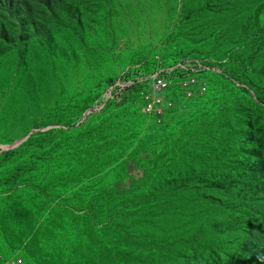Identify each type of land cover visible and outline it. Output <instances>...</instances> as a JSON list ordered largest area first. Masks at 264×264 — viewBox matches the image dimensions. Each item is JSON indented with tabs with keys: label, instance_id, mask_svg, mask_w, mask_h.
Instances as JSON below:
<instances>
[{
	"label": "rangeland",
	"instance_id": "374dc122",
	"mask_svg": "<svg viewBox=\"0 0 264 264\" xmlns=\"http://www.w3.org/2000/svg\"><path fill=\"white\" fill-rule=\"evenodd\" d=\"M184 1L0 0V165L13 162L10 154L29 140L57 131L85 133L88 145L82 150L99 164L110 154L124 155L118 163L126 162L118 174L114 166L100 167L86 190L89 166L76 165L70 188L53 193L49 202L31 203L28 197L45 178L55 180L47 167L60 164L58 149L46 163L28 164L8 184L2 180L12 171H0V206H14L0 214V264H91L80 253L88 242L98 244L90 236L103 227L102 213L116 203L128 211V231L144 238L143 247L123 239V248L133 251L123 264H172L179 256L186 258L180 238L207 234L212 210L182 203L172 216L182 232L174 235L172 217L168 224L162 221L166 206L159 204L165 194L160 177L157 183L154 178L141 182L138 196L103 198L106 188L134 187L132 179L143 173L140 156L159 159L151 165L158 171L154 177L198 170L220 174L226 184L236 176L232 186L249 196L264 191L263 137L254 147H244L251 139V113L264 129V92L225 56L226 47L215 43L220 31L224 37L240 23H230L224 12L182 25V34L190 30L194 37L178 36ZM260 7L263 20L264 0ZM162 76L167 88L154 85ZM133 149L137 152L129 155ZM245 154H252L248 163ZM25 198L29 205L44 206L41 222L60 207L33 244L23 212L16 208ZM110 227L98 231L100 238L119 246L116 224ZM252 232V257L264 262V222ZM226 233L211 237L214 255L202 256L199 264H224ZM52 251L61 257L48 262L46 254Z\"/></svg>",
	"mask_w": 264,
	"mask_h": 264
},
{
	"label": "trees",
	"instance_id": "16d2710c",
	"mask_svg": "<svg viewBox=\"0 0 264 264\" xmlns=\"http://www.w3.org/2000/svg\"><path fill=\"white\" fill-rule=\"evenodd\" d=\"M262 0H199L197 6L195 2L185 0L183 3L180 20L176 27V34L181 37L191 38L195 36L193 31L187 30L182 34V25L186 23H194L200 18L205 19L210 15L221 14L227 12L230 14V23H240L234 29L228 31L224 37H221L222 31H220L215 38V43L218 46H225V56L232 59L238 64L240 69L247 72L250 81L254 87L264 92V19H260ZM192 4V7H191ZM193 21V22H192ZM207 22V21H205ZM204 22V23H205ZM219 36V37H218ZM224 38L225 43H219V40ZM123 112V111H122ZM119 112V113H122ZM250 135L251 139H248L246 146L254 147L256 140L259 136L263 137L264 150V129H261V122H254L253 113L250 114ZM79 135V136H78ZM85 133L72 134L68 131H57L54 134L49 133L41 137L33 138L26 142L23 148L14 151L10 154L13 156V162L9 161L0 165V171L6 172L7 169L12 171V177H8L2 180V184H8L9 181L15 180L22 170L26 168L28 164L36 165L35 161L40 160L44 163L49 161L52 157L54 148L58 149L56 159L60 162L59 165L48 166L49 173L56 176L54 181H48L44 179L46 183H39L41 187L36 189V193L28 200L32 203L34 200L49 202L53 196V193L61 194L66 188L69 187V183L72 181L71 175L76 170V165H88L89 177H87V183L82 188L86 190L98 174L100 167L113 168V173L118 174L121 170H124L125 163H118L124 155L115 156V154L106 155L101 159V164L97 162V157L94 155L88 156L84 154L86 151L82 150L83 145H88L83 142ZM141 142V140H140ZM245 142V141H244ZM108 145L107 143L104 144ZM238 144L237 147H239ZM137 149H133L129 154H135ZM105 155V154H104ZM245 163L252 158V154H245ZM8 155H2V158H6ZM87 156V157H84ZM237 156L241 159L243 156L242 149L238 150ZM28 157L29 161L21 162V158ZM140 167L143 168L142 176L138 179H132L133 188L130 190L118 191L111 188H106L103 191L104 199L106 195L109 198L116 200L119 196L123 195L128 197L129 195L138 196L139 186L141 182H145L151 178L157 183V179H162L160 187L165 189V194L159 199V204L166 206L164 219L162 213V221L169 223V218L175 215L177 216L176 209L181 206L182 203L187 207L194 209L212 210L210 215L209 225L211 230L203 236H182L180 239L184 242V251L182 254H186V258L180 256L172 261V264H199V258L202 256L211 257L214 255L212 251L215 249L216 242H210L211 237L221 231H226L227 245L226 249H221V253L225 254L224 264H264L255 260L252 257V253L256 248V239L253 236V229L257 222H264V191L257 192L253 195L241 193L232 185L238 182V178L235 176L230 184H226L225 181L219 175L208 176L206 173H200L201 171H187L170 174L165 178L159 174L154 177L158 171L152 170L151 165H157V161L151 156H140L138 158ZM26 164V165H23ZM240 166V163L239 165ZM241 167L239 168V170ZM18 173V174H17ZM16 174V175H15ZM220 177V178H219ZM119 178V177H118ZM120 179V178H119ZM43 180V179H42ZM239 180H242L239 174ZM158 183V184H159ZM130 186V187H131ZM70 188V187H69ZM154 192L155 190H149ZM133 192V193H132ZM132 193V194H131ZM57 196H60L58 195ZM152 197V196H151ZM164 198V199H163ZM104 199H102L104 201ZM169 205V207H167ZM14 206L10 203H6L3 208L0 206V214H9ZM20 209L23 216L26 219L27 231L30 232V240L32 244L41 238L43 227L47 226V222L50 221L55 212L60 207H53L52 213H48L44 217V221L38 220L39 212L44 210V206L29 205L25 199L19 200V205L16 207ZM102 209V208H101ZM126 211L123 205L116 203L113 209L102 213V220L104 221L101 229H95L91 234L90 239L98 244L87 243L88 247L83 248L80 256L87 257L91 264H123L133 254L131 248H123V239L130 241L134 240L133 244L143 247L144 238H137L133 231H128ZM50 214V215H49ZM131 217V216H130ZM168 218V219H167ZM174 223L171 229L174 235H181V226L175 225L177 222L173 217ZM116 224L115 233L119 239L118 244L114 245V242H107L100 238L98 231H105L110 226ZM112 228V227H110ZM215 238V237H214ZM89 239V240H90ZM97 240V241H96ZM130 244V243H129ZM131 245V244H130ZM207 253V255H204ZM61 257V256H60ZM59 254L53 251L46 254V261L54 262L57 258H60ZM203 263V261L201 262Z\"/></svg>",
	"mask_w": 264,
	"mask_h": 264
},
{
	"label": "built area",
	"instance_id": "2783aa9c",
	"mask_svg": "<svg viewBox=\"0 0 264 264\" xmlns=\"http://www.w3.org/2000/svg\"><path fill=\"white\" fill-rule=\"evenodd\" d=\"M164 78L165 77L162 76L160 79L156 80L154 85L157 88H167V84L165 83V79Z\"/></svg>",
	"mask_w": 264,
	"mask_h": 264
}]
</instances>
